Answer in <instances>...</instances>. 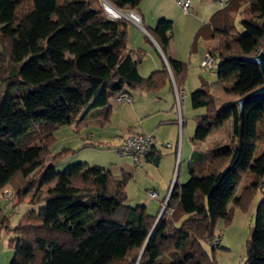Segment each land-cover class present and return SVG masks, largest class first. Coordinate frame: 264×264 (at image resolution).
Masks as SVG:
<instances>
[{
    "label": "trees",
    "instance_id": "1",
    "mask_svg": "<svg viewBox=\"0 0 264 264\" xmlns=\"http://www.w3.org/2000/svg\"><path fill=\"white\" fill-rule=\"evenodd\" d=\"M23 1L0 0V189L11 188L15 207L31 194L37 176V191L47 187L30 199L44 208L24 213L9 228V264H216L204 246L220 247L213 245L217 220L229 217V202L244 207L264 183V149L255 155L257 145L264 147V98L242 109L238 103L264 83L258 64L246 59L264 48V0H226L220 7L226 9L218 17L246 3L245 33L221 21L224 26L212 31L218 79L190 93L191 106L204 109L194 116L191 139L203 140L229 119L231 134L192 151L189 178L174 182L157 221L146 206L126 203L130 174L117 178L86 163L57 172L62 152L50 150L59 125L75 129L74 119L87 109L107 114L110 98L121 91L156 92L170 82L174 92L165 65L146 77L138 73L142 55L126 47V19L110 18L103 7L133 12L141 0H29L18 15ZM171 29L172 21L161 18L148 32L179 89L187 64L166 55ZM247 172L251 188L234 197ZM8 227L0 209V231ZM241 264H264V200Z\"/></svg>",
    "mask_w": 264,
    "mask_h": 264
},
{
    "label": "crops",
    "instance_id": "2",
    "mask_svg": "<svg viewBox=\"0 0 264 264\" xmlns=\"http://www.w3.org/2000/svg\"><path fill=\"white\" fill-rule=\"evenodd\" d=\"M165 1L169 2L172 8H175L176 0H141L135 11H133L140 18V26L134 24L130 19L125 18L127 21L126 47L128 49L138 50L142 55V61L137 67L138 73L141 76L146 77L150 73L162 69L165 65L172 82L173 76L166 56L161 52L157 42L148 32V29L153 28L159 19H173L174 15ZM190 3L192 17H188V20L186 19L188 25L184 38L182 40H175L173 36L174 32H172L173 20L170 19L172 21V29L166 49L167 56L187 64L186 79L182 84H178V86L179 89L185 90L187 88L188 91L199 89L203 83L210 84L214 82L208 81L205 77V75H208V72H201L200 62L205 49L213 47L216 42L212 38V31L220 26L218 12L221 9L218 0H190ZM128 92L131 97L130 101L120 100L111 101V103L109 101L111 108L107 114L104 113L105 110L103 108L85 110L83 114L74 119V123L76 124L74 130L77 133L83 132L86 125L90 124H95L100 127L102 121L113 124V129L106 130L108 138L116 136L114 141V149L116 152L122 138L130 132L152 133L154 141L148 153L150 155L147 158L145 156L141 164H134L133 168L129 164L120 163V172L118 173L121 175L122 172H126L133 179V175L135 177L139 175L137 173L139 168L142 170H146V167L151 168V176H149L151 177L150 185L143 192L142 190H135V193L133 191L130 197L126 195V203L129 204L127 202L129 197V201L132 204L136 202V204L146 206V209L151 214H159L161 210L160 206L166 199L172 183L175 182L177 162L185 161L188 169L190 155L193 150L197 149L195 144L197 145L198 141H196L197 143L192 141L191 138L193 135H187L184 146L181 135V142H178V139L175 143L170 142L175 139V124L177 125L178 117V112L175 113L176 111L173 107L175 104V94L172 91L170 82L156 92L147 90H128ZM181 114L184 119L182 110ZM183 124L185 125V120ZM102 126L99 130H96L95 134L98 135V138H101L99 134L105 131L104 125ZM83 134H87V132ZM169 138L170 141H167ZM199 142L204 143L203 140ZM198 149L203 150L204 148L201 145ZM156 155H159V159L154 162L153 160H155ZM123 158H128L133 162L128 156ZM107 170L114 177H120L112 169ZM176 182L178 183L177 180ZM127 186L128 183L126 184L125 190L126 188L129 189ZM148 192H154L156 199L147 198ZM11 257V253L8 254L9 261Z\"/></svg>",
    "mask_w": 264,
    "mask_h": 264
},
{
    "label": "rangeland",
    "instance_id": "3",
    "mask_svg": "<svg viewBox=\"0 0 264 264\" xmlns=\"http://www.w3.org/2000/svg\"><path fill=\"white\" fill-rule=\"evenodd\" d=\"M166 4L170 7L173 16V30L174 38L177 41L178 39L182 40L186 34V27L188 25L187 18L192 17V12L190 9L189 13H184L182 9L175 3V8H172L169 2L165 1ZM105 5V4H104ZM103 5V7H104ZM246 3L243 2L237 8L233 9V12L223 13L220 14V21L226 23L228 26L234 28L235 32L238 34L245 33V28L242 25V18H243V9ZM29 7V0H25L22 2L18 9V15H21L24 11H26ZM226 8L220 9V12ZM204 12V11H203ZM225 12V11H223ZM125 16V14H124ZM121 15V18H126ZM187 19V20H186ZM222 27L224 24L221 25ZM220 26V27H221ZM261 50H264L261 49ZM260 50V51H261ZM204 53V52H203ZM201 68V67H200ZM201 72L204 70L201 68ZM208 72V75L205 77L208 81H217L218 76L216 72V68H213ZM205 74V73H204ZM192 87V86H191ZM194 87V86H193ZM193 89V88H192ZM195 89V88H194ZM183 90V89H179ZM173 91V90H172ZM183 100L181 101V110L184 115L185 125L183 124L182 127L179 129V125L175 124V139L170 141V138L167 141L175 143V141L181 142V135L183 138V144H186L187 135H193L195 132V118L194 116L202 113L204 111L203 108H193L191 106L190 101V93L193 90L188 91L185 88ZM152 96V95H151ZM154 96V93H153ZM152 96V97H153ZM174 104V111L177 113V102L176 98ZM110 103L112 98H110ZM174 102V101H173ZM102 121L100 127L95 124L86 125V128L83 132L77 133L72 125H60L58 129L54 131V143L51 147V152L61 153V158L58 159L56 163H54V169L57 172H63L68 167L75 165L77 163H86L89 166H99L105 167L106 169H112V171L117 172L119 175L120 173V163H126L134 167V163L128 159L120 157L119 154L114 149V141L115 137L108 138V133L106 129H113L114 125L110 123H106ZM105 127V131L100 133L101 138H98V135L95 134L96 130L99 128ZM166 129V128H165ZM87 132V134H83ZM93 133V134H92ZM150 133V132H147ZM91 134V135H90ZM231 134V120L225 121L220 127L213 129L206 138L203 139L204 143L198 141L195 147L198 149L202 145L203 148L206 147L208 143H213L215 141L226 142L228 141ZM178 135V136H177ZM263 146V144H262ZM63 149H65L63 151ZM264 147L257 145L255 149V155H258ZM122 160V162H121ZM180 164V165H179ZM180 166V168H179ZM44 171V167L41 168V174ZM139 173L138 176L133 175V179H130L128 183V188H126V195L131 196L132 192L135 190L138 191H145L146 187L151 183V168L146 167V170H142L139 168L137 170ZM120 176V175H119ZM178 178V179H177ZM189 178V172L187 169V163L185 161L177 162L176 166V173H175V181H178V184H184ZM264 179V176H263ZM253 181V175L250 172L241 174L237 184L235 186V193L234 197H239L241 193H243V189L246 186H250L251 182ZM38 182H40V177L37 176V181L33 185L31 190V194L29 193L26 196V199L21 203H18L15 207L9 205V201L13 198L8 199H0V209L4 215L8 218V225L7 229L2 228L0 231V264H9L8 254L11 253L12 256V248L8 246L7 241L11 236L12 232L9 231V228L15 226L19 220V218L27 212L30 211H39L44 208V202H30L32 198V194L36 193V195L42 196L45 193V188L47 186L41 187L39 191ZM38 183V184H37ZM53 185V184H51ZM251 188V186H250ZM128 190V192H127ZM37 191V192H36ZM127 202L131 205H135L136 202L133 204L129 201ZM38 197L35 196L33 199L36 200ZM264 200V183L254 190L252 194L249 196V200L247 201L244 207L235 205L233 201L229 202V217L226 219L219 218L215 225L214 232L219 235L220 238V247L211 250V248L205 245V250L207 251L210 258L214 259L216 264H241L245 260V243L250 238V235L254 229V224L257 217V212L260 204ZM11 251V252H10Z\"/></svg>",
    "mask_w": 264,
    "mask_h": 264
},
{
    "label": "built area",
    "instance_id": "4",
    "mask_svg": "<svg viewBox=\"0 0 264 264\" xmlns=\"http://www.w3.org/2000/svg\"><path fill=\"white\" fill-rule=\"evenodd\" d=\"M218 2L220 5H223L226 2V0H218ZM176 3L182 9L184 13H188L191 9L190 0H176ZM107 6L108 5L105 4L104 9L106 10L110 18L116 19V18H121V15L124 16L122 13L116 11L115 9H113V7L109 6L116 12V14L112 13ZM124 14H125L124 17L130 19L134 24L140 26V18L136 13L132 11H128V12H125ZM215 62H216V59H215V56L211 48L209 47L205 49L201 62H200V67L204 71H210L214 67ZM172 84H173L174 94H175V98H176V102L178 106L177 124L181 128L183 125L184 119L182 118L180 104L184 96V91L176 88L173 81H172ZM130 99L131 97L128 91H121L115 96H113L112 98L113 101H120V100L130 101ZM153 141H154V138H153L152 133H147V132L137 133L136 132V133L127 134L122 138V141L117 148V153L119 154L120 157H125V156L130 157L133 160L135 165H139L141 164L145 156L149 153L150 147L153 144ZM173 184L174 183H172L171 188ZM169 193H170V190L167 194L166 199L161 205V210H163L165 207ZM12 194H13V191L9 187H4L0 189V199L9 200L12 197ZM147 198L156 199V194L154 192H148ZM219 243H220V238L216 237L214 239L213 245H217Z\"/></svg>",
    "mask_w": 264,
    "mask_h": 264
},
{
    "label": "water",
    "instance_id": "5",
    "mask_svg": "<svg viewBox=\"0 0 264 264\" xmlns=\"http://www.w3.org/2000/svg\"><path fill=\"white\" fill-rule=\"evenodd\" d=\"M113 9H115L116 11H118V12H120V13H122L124 15V13L121 12L120 10H118L116 8H113ZM246 59L258 64V66L260 67L263 79H264V50H261L257 54H255L254 56L248 57ZM262 98H264V83L261 86L255 88V89L245 93L243 96H241L238 99L239 108L242 109L244 104L246 102H248V101L258 100V99H262ZM161 212H162V210H160V212H159V214H158V216L156 218V221L160 217Z\"/></svg>",
    "mask_w": 264,
    "mask_h": 264
},
{
    "label": "bare ground",
    "instance_id": "6",
    "mask_svg": "<svg viewBox=\"0 0 264 264\" xmlns=\"http://www.w3.org/2000/svg\"><path fill=\"white\" fill-rule=\"evenodd\" d=\"M107 5H108V4H107ZM107 7L110 9V11H111L112 13L116 14V12H115L112 8H110L109 5H108Z\"/></svg>",
    "mask_w": 264,
    "mask_h": 264
},
{
    "label": "clouds",
    "instance_id": "7",
    "mask_svg": "<svg viewBox=\"0 0 264 264\" xmlns=\"http://www.w3.org/2000/svg\"><path fill=\"white\" fill-rule=\"evenodd\" d=\"M123 13H125V12H123Z\"/></svg>",
    "mask_w": 264,
    "mask_h": 264
}]
</instances>
